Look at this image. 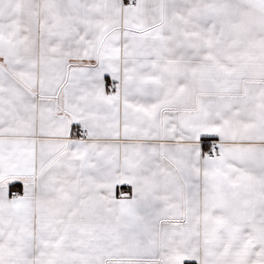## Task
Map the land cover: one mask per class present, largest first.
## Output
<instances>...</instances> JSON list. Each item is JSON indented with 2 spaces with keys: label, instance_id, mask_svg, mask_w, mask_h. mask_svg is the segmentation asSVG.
Returning a JSON list of instances; mask_svg holds the SVG:
<instances>
[{
  "label": "snow or ice",
  "instance_id": "snow-or-ice-1",
  "mask_svg": "<svg viewBox=\"0 0 264 264\" xmlns=\"http://www.w3.org/2000/svg\"><path fill=\"white\" fill-rule=\"evenodd\" d=\"M0 264H264V0H0Z\"/></svg>",
  "mask_w": 264,
  "mask_h": 264
}]
</instances>
